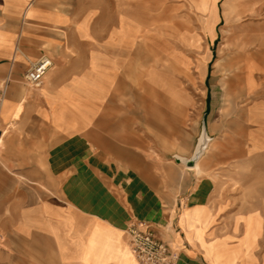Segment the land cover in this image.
Segmentation results:
<instances>
[{"label":"crops","instance_id":"crops-1","mask_svg":"<svg viewBox=\"0 0 264 264\" xmlns=\"http://www.w3.org/2000/svg\"><path fill=\"white\" fill-rule=\"evenodd\" d=\"M121 2L112 0L108 16L99 0H0V81H9L0 111V264H141L126 234L134 222L175 247L177 264H264L263 211L250 246L240 242L244 229L218 235L214 179L165 172L147 157L153 134L166 136L170 120L183 124L193 104L159 91L171 115L153 109L147 93L131 97L140 103L133 108L112 109L115 91L138 80L137 42L119 41L134 37L120 33ZM42 55L53 66L30 92L24 75ZM205 96L207 114L216 97L208 86ZM257 106L260 117L248 108L247 122H260L264 149L263 54ZM188 225L207 226L203 246L188 239ZM213 242L218 253L207 250Z\"/></svg>","mask_w":264,"mask_h":264},{"label":"rangeland","instance_id":"rangeland-1","mask_svg":"<svg viewBox=\"0 0 264 264\" xmlns=\"http://www.w3.org/2000/svg\"><path fill=\"white\" fill-rule=\"evenodd\" d=\"M121 1L119 11L121 17L125 18L137 19L140 14L138 6H142L146 34L136 39L137 84L117 89L115 94L120 93V100L112 103V109L133 108L140 103L131 97L147 93L151 95L153 109L168 110L170 115L176 111L171 104L166 106V102L160 100L157 95L159 91L151 93L149 86L140 83L143 81L140 80L141 75L145 74L147 79L153 67L167 75L175 87L194 96L193 105L185 108L183 124L177 125L170 120L166 136L153 134L147 157L165 172L168 169L170 173L180 175L190 173L185 162L195 157L202 133L207 131L211 139L206 151L198 159L201 172L195 171V177H210L216 182L214 201L218 211L215 232L223 236L230 233L238 236L241 230H245L244 220L252 214L260 216V212H264V149H260V122H247L246 114L251 104L260 106L264 1L260 4V18L251 19L246 12L249 4L219 0L216 6L217 21L212 27L214 38L209 31L202 29L201 21L209 20L210 16L198 8L199 0H132L129 5ZM100 2L104 5L105 14L111 16L112 0ZM232 6L235 12H232ZM226 15H229V22ZM188 33L201 35L202 48L199 51L184 42ZM246 35L247 44L243 46L241 42L245 41ZM228 48L234 64L225 70L220 61L227 57ZM173 55L186 57L191 62L189 70L177 65L172 60ZM203 56L208 57L206 68L210 78L207 80L201 79L196 68L197 60ZM189 72L194 75V83L188 79ZM250 74L255 86L253 91L248 85ZM207 86L213 89L216 108L206 114L204 101ZM27 87L30 92L40 89ZM256 109L260 116V108L257 106ZM254 142L257 148L253 146ZM172 229L176 232L174 224Z\"/></svg>","mask_w":264,"mask_h":264},{"label":"bare ground","instance_id":"bare-ground-1","mask_svg":"<svg viewBox=\"0 0 264 264\" xmlns=\"http://www.w3.org/2000/svg\"><path fill=\"white\" fill-rule=\"evenodd\" d=\"M232 1L234 3L236 2L235 4H238V3L239 4L240 3L249 4V9L246 11L247 13H249L248 16L251 19L260 18V4L264 0H232ZM218 2L219 0H199L198 8L203 13H208L210 16L209 20L207 19V20L201 21L202 29L203 30L206 29L207 32L209 31L208 33L211 35L212 38L215 37V31H213L212 27L214 25V22L217 21L216 6L218 5ZM138 10H140V14L137 15L138 18L135 20L133 19L129 20L124 17H121L120 33L122 35L134 36V37L119 38V41L121 43L124 41H127L130 45H133L137 39L135 37L146 34V28L144 24L145 20L142 18V14H141V10H142L141 5L138 6ZM231 10L232 12H235V7L232 6ZM228 12L229 10L226 11V14H228ZM228 19H229V15H226L227 22H229ZM247 38H248V35H246L245 41L241 42L243 46L247 44ZM184 42L189 47L194 49L195 51H199L202 48V37L201 35L197 33L186 34L184 38ZM228 52L229 53L227 54V57H225V59L223 57L220 61L223 68H225V70L230 69L234 64L232 63L230 48H228ZM172 60H174V62L177 65L185 68L186 70H189V66L191 65V62L186 57L181 56V55H175V56L173 55ZM207 60H208V57L203 56L202 58H199L196 62L197 72L199 76L201 77V79H204L205 77ZM246 69L249 70V67L246 66ZM190 70L192 71L193 69H190ZM188 74H189L188 79L192 83H194L193 73L189 72ZM251 74L249 75V78H248V85H249V88L253 91L255 86L253 85L254 83H253ZM147 82H148V86L150 87L149 89L151 90V93L152 92L156 93L157 91H163L164 93H167L178 104L190 105V104H193L194 102V96L192 94L186 92L184 89L180 87H175L169 80L165 79V75L162 72H160L158 69L154 67L151 68L148 72ZM256 107L257 106H255V104H253L250 107V111L253 116H258L259 114L257 113L258 110L256 109ZM210 139L211 138L209 137L207 132L203 131L201 139L199 141V145L197 147L198 154L202 155L206 151L207 145ZM253 146L254 148H257V143L254 142ZM188 169L191 171L195 170L199 173L201 172L198 161L196 162L194 167H188ZM256 217H257L256 214H252L248 217L247 220H244L245 221L244 222L245 231H244V236L242 237L240 242L246 243L248 246H250L253 243L252 241H254V239L257 237L258 232H260L259 224H256V220H255ZM239 219H242V218H239ZM206 229H207V226H204L202 228L201 226L196 227L194 225H188L187 237L190 241H198L203 246L204 237L207 236ZM207 250L213 254V253H218L219 248H215V244L213 242V243L208 244Z\"/></svg>","mask_w":264,"mask_h":264},{"label":"built area","instance_id":"built-area-1","mask_svg":"<svg viewBox=\"0 0 264 264\" xmlns=\"http://www.w3.org/2000/svg\"><path fill=\"white\" fill-rule=\"evenodd\" d=\"M53 66L52 60L42 55L30 64L24 75L25 83L33 89L40 88L42 82ZM9 90V81H0V111ZM126 234L132 253L141 264H177L179 251L167 241L160 239L144 222L131 223Z\"/></svg>","mask_w":264,"mask_h":264},{"label":"water","instance_id":"water-1","mask_svg":"<svg viewBox=\"0 0 264 264\" xmlns=\"http://www.w3.org/2000/svg\"><path fill=\"white\" fill-rule=\"evenodd\" d=\"M200 156L201 155L196 152V155L192 160H188L185 162L187 167H194Z\"/></svg>","mask_w":264,"mask_h":264}]
</instances>
